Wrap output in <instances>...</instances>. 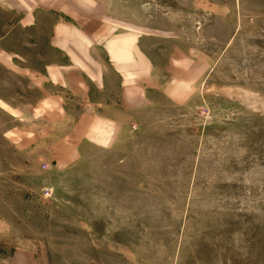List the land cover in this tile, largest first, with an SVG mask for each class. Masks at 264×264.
I'll return each instance as SVG.
<instances>
[{"label": "rangeland", "instance_id": "rangeland-1", "mask_svg": "<svg viewBox=\"0 0 264 264\" xmlns=\"http://www.w3.org/2000/svg\"><path fill=\"white\" fill-rule=\"evenodd\" d=\"M98 1L0 9V264H264V0ZM111 15L145 34L125 112Z\"/></svg>", "mask_w": 264, "mask_h": 264}, {"label": "crops", "instance_id": "crops-1", "mask_svg": "<svg viewBox=\"0 0 264 264\" xmlns=\"http://www.w3.org/2000/svg\"><path fill=\"white\" fill-rule=\"evenodd\" d=\"M264 3V2H263ZM4 4L8 5V10L10 14H12L13 16H18L17 17V23L14 21V26L16 27V25L20 26V27H31L35 24H37V13L40 14L41 9L38 7H31L28 3L26 4L25 2H23V0H0V9H3L2 6H5ZM106 6L107 4L102 1L99 0L98 2H96L94 4V6L92 4H88L87 6L92 8V11L96 12L97 7L98 6ZM67 14V13H66ZM88 15H91V13H88ZM68 17H71L68 14ZM107 21L110 25L116 27V29H121L126 31L128 34H126L127 38H125L126 40H131L135 39L133 42H129L128 47L126 49L129 48V53H127L128 55H134L135 56V62H128L124 60L122 61H116L115 56L117 55L118 52H116L117 50L115 48H112V46H97V48H99V50L101 51V53H103L105 55L106 58V62L104 64V67L100 69V78L104 81V83H102V86H104V90L106 95L109 96H118V99H114V97L111 99V102L113 103L114 100H116V103L119 104L120 109L122 110L121 112H125V106H124V100H123V96L126 95V90H130V88H135V80L131 79L130 81L127 80L125 77H127L126 73L128 71H133L135 70V73L140 71L142 68H138L140 67L139 65L141 64V66L144 68V63H143V53L140 49V45L144 46V37L145 34L143 32V29H141L138 25L136 24H132L129 23L128 21H126L125 19H122L121 17L118 16H108L107 17ZM76 22V21H74ZM12 26H9L8 31L5 35H0V40H5V39H9L12 38L14 35V28ZM58 33V37L59 41L61 42V39L63 38V36L65 35L64 32L59 29V27L56 28V32ZM148 36V35H147ZM149 37V36H148ZM152 40H154L155 38L151 37ZM74 41V40H73ZM57 42V47L59 46V48L64 49L67 54L71 53V50L69 49V47H65L63 45H60V43ZM56 44V43H55ZM71 48H73V50H75L77 52V54H83L82 51H80L79 49H75L74 45L72 44ZM118 48H123L122 45H118ZM132 51V52H130ZM80 56V55H79ZM81 59V58H80ZM89 63V62H87ZM90 67L88 68V70H92L94 73H98V71L95 69V66L92 64H89ZM138 74V73H137ZM93 79V78H92ZM156 81V79L154 80ZM157 82V81H156ZM159 82V81H158ZM157 82V83H158ZM96 83V82H95ZM98 84V83H96ZM144 82L142 81V84H140L141 87L144 86V90L147 91L145 85H143ZM159 84V83H158ZM125 90V91H124ZM127 90V91H128ZM135 90H137L135 88ZM150 92H157L156 89H150ZM129 95H133L131 94V92H128ZM137 95V94H135ZM132 98L129 99V102H132ZM128 102V99L126 98V104ZM128 102V103H129ZM125 104V105H126ZM122 106V108H121ZM118 107V108H119Z\"/></svg>", "mask_w": 264, "mask_h": 264}]
</instances>
